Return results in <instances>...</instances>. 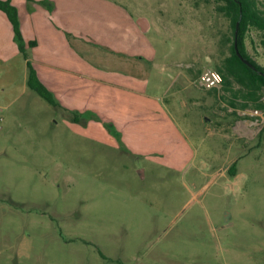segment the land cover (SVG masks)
I'll return each instance as SVG.
<instances>
[{
	"label": "rangeland",
	"instance_id": "rangeland-1",
	"mask_svg": "<svg viewBox=\"0 0 264 264\" xmlns=\"http://www.w3.org/2000/svg\"><path fill=\"white\" fill-rule=\"evenodd\" d=\"M214 1L43 0L69 47L24 41L58 108L0 34V264H264V113L238 138L235 122L252 119L229 115L241 87L205 108L197 85L229 55ZM246 48L264 67L263 35ZM187 68L191 81L169 76Z\"/></svg>",
	"mask_w": 264,
	"mask_h": 264
},
{
	"label": "trees",
	"instance_id": "trees-1",
	"mask_svg": "<svg viewBox=\"0 0 264 264\" xmlns=\"http://www.w3.org/2000/svg\"><path fill=\"white\" fill-rule=\"evenodd\" d=\"M216 11L230 23L231 36L227 37L226 42L230 44L228 47L229 55L224 58L218 72L223 77L224 86L231 85V80L241 87L240 95L233 93L235 98L242 97L244 109L250 106L264 112V67L257 64L246 48V38L250 31L256 30L264 37V6L260 0H215ZM0 12H2L12 27L14 41L18 46L20 54L26 61L28 69L27 86L35 92L40 98L45 100L51 106L58 108L59 102L53 92L45 86L40 80L33 63L26 52V43L24 41L18 9L10 0H0ZM239 24L237 35L238 51L243 59L249 61L254 69L250 68L238 56L235 49L236 29ZM28 45L33 48L36 42L30 41ZM252 104V105H250ZM81 114L75 113L73 117H69L73 122H80ZM236 163L229 170L231 176H235Z\"/></svg>",
	"mask_w": 264,
	"mask_h": 264
},
{
	"label": "crops",
	"instance_id": "crops-1",
	"mask_svg": "<svg viewBox=\"0 0 264 264\" xmlns=\"http://www.w3.org/2000/svg\"><path fill=\"white\" fill-rule=\"evenodd\" d=\"M10 1L19 11L21 31H22V35H23L24 40L29 41V42L30 41L36 42V46L33 47V50L35 49L34 52L37 53L40 49L45 50V48L43 47L44 45H48V47L52 51H56V49H62V47H65L66 49L69 47V42L66 39V37L64 36V33H65L63 31L64 28H63V30L60 29V27L56 24V22H54L55 17H56L55 12H57L59 10V8L56 7L55 4H53V6L52 5L51 6H49V5L43 6L40 4L43 0H33L34 4L28 6L26 3H20V4L17 3L16 2L17 0H10ZM46 1H48L49 3L52 2V0H46ZM140 22H143V24H145V29H147L146 21L143 19L139 20L136 23V25L138 27H140V29L142 30ZM0 30H1L0 34H3L5 37L6 44H9V39H11V38L13 39L14 36H13L11 24L9 23L6 16L2 12H0ZM85 37L87 38V36H85V35H83L81 38L77 36V38L79 40H81L84 44H86L87 41L85 40ZM1 40L2 39L0 38V41ZM17 52L19 53V51H17ZM17 52H16V54H17ZM114 52L122 53L123 56L127 58V60H124V62L126 64H128V62H130L131 65L133 64V66H135V63H133L135 60L132 58L135 56L138 57V59H139L138 61H145V58L143 56L140 57V54H136V55L131 54L132 52L128 53L127 50L114 49ZM35 56H36L35 59L37 62H35V61H31V62L33 63L34 68L36 69L40 80L44 83V82H46L44 80L45 78L43 77V74L39 71V67H37V63H41V61L37 57V54ZM124 57H122V58H124ZM8 58L9 57H6L4 54H0V62L1 63L8 60ZM128 59H130L132 61H129ZM136 64H138V67H142V65H139V63H136ZM147 69H153V66L148 65ZM47 71H48V73H47V75H48L49 70L47 69ZM192 72L193 71L191 70V68H187L183 71H177L174 74L171 73L169 76H171V79L175 78V80H177V81H179V80L191 81L192 80V78H191ZM159 74H161V73H159ZM194 77L196 79V76H194ZM57 80H59V79L57 78ZM193 82L196 83V81H193ZM46 83H48V82H46ZM51 83L55 86V84L53 82H51ZM48 84L51 88L48 87V85H46V84H45V86L51 90L52 86L50 85V83H48ZM213 91H218V90L206 91L207 94H206V97L204 98V104L202 107H205V108L211 107V100L212 99L209 97V95ZM169 92H170L169 89L166 88V91L164 93L166 95H168ZM150 98L154 99V100L157 99L155 96L154 97L150 96ZM160 99H162V98L160 97ZM235 99H237L236 102L235 101L230 102L231 106H230V109L228 110V112H230L229 115L230 116L232 115L235 118H238L241 116H249L252 118L250 121H247V119H242V120L240 119V120H237L235 122L234 127H233V132L239 138V137H241V133L248 134V133L253 132V130L255 128L254 124H256V121L259 120L261 117L259 118V117L254 115V111H259V110L255 109L254 107L250 106L249 108H246V109H244L242 107V104H244L245 102L241 96L238 98H235ZM163 100L165 101V99H163ZM263 102H264V99H263ZM250 105H252V104H250ZM216 111L219 112L218 109H215L213 113L219 114ZM260 112H262V111H260ZM262 113H264V112H262ZM135 115H136V113H135ZM143 115L144 114L141 111H140V114H138V116H143ZM146 116L149 117V114L147 112H146L145 117ZM221 117H224V116H221ZM105 118H106V116H105ZM206 121H207L206 125L208 123L212 122V120L208 117H206ZM144 133H145V130L142 131L141 134L143 135ZM145 134H144V137H145ZM154 136H156L155 133H154ZM234 163H236V162H234Z\"/></svg>",
	"mask_w": 264,
	"mask_h": 264
},
{
	"label": "built area",
	"instance_id": "built-area-1",
	"mask_svg": "<svg viewBox=\"0 0 264 264\" xmlns=\"http://www.w3.org/2000/svg\"><path fill=\"white\" fill-rule=\"evenodd\" d=\"M197 85L200 89L205 91L218 90L223 86V77L217 71L206 70L199 77ZM261 113L259 111H254V115L259 118L261 117ZM259 122H261L260 119L256 121V125H258Z\"/></svg>",
	"mask_w": 264,
	"mask_h": 264
},
{
	"label": "water",
	"instance_id": "water-1",
	"mask_svg": "<svg viewBox=\"0 0 264 264\" xmlns=\"http://www.w3.org/2000/svg\"><path fill=\"white\" fill-rule=\"evenodd\" d=\"M141 24V28H142V31H146L145 29V24H143V22H140ZM238 31H239V24L237 25V29H236V39H235V49H236V52L238 54V56L244 61V63L246 65H248L250 68L254 69V66L247 60L243 59L242 56L240 55L239 51H238V42H237V35H238Z\"/></svg>",
	"mask_w": 264,
	"mask_h": 264
}]
</instances>
